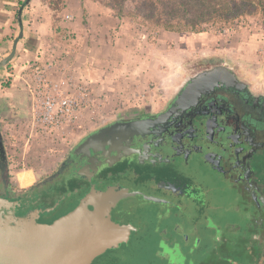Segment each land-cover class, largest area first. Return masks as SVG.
<instances>
[{
  "label": "flooded vegetation",
  "instance_id": "obj_1",
  "mask_svg": "<svg viewBox=\"0 0 264 264\" xmlns=\"http://www.w3.org/2000/svg\"><path fill=\"white\" fill-rule=\"evenodd\" d=\"M193 69L225 79L168 114L172 97L158 111L119 117L144 123L75 154L92 131L80 136L53 168L33 173L25 185L12 172L3 125L13 120V107L0 105V210L34 213L36 222L50 224L92 187L139 189L165 203L119 201L111 219L135 231L91 264H264V89L218 57Z\"/></svg>",
  "mask_w": 264,
  "mask_h": 264
},
{
  "label": "rangeland",
  "instance_id": "obj_2",
  "mask_svg": "<svg viewBox=\"0 0 264 264\" xmlns=\"http://www.w3.org/2000/svg\"><path fill=\"white\" fill-rule=\"evenodd\" d=\"M126 7L133 8L130 3ZM249 11L250 15L228 29L208 25L201 34L166 33L129 17L118 23H94L85 40L89 52L73 57L77 76L71 88L78 99L76 111L64 130L57 133L30 129L31 103L25 88L20 79L6 76L14 74L11 65L1 68L0 105L13 107V120L3 125L13 159L12 172L19 183L29 184L32 173L42 174L53 168L80 136L119 117L161 109L194 74L193 67L202 59L218 57L254 88L264 89L263 22L255 9ZM53 25H57L56 18ZM68 31L58 26L57 42L81 45V40L73 43L69 39L72 32ZM81 62L86 63V69ZM84 76L88 83L83 82Z\"/></svg>",
  "mask_w": 264,
  "mask_h": 264
},
{
  "label": "water",
  "instance_id": "obj_3",
  "mask_svg": "<svg viewBox=\"0 0 264 264\" xmlns=\"http://www.w3.org/2000/svg\"><path fill=\"white\" fill-rule=\"evenodd\" d=\"M29 1L26 0L25 5ZM22 8L17 14L19 32L10 53L0 60V69L13 59L17 44L23 37ZM229 78L235 79L233 75ZM223 79L225 76L215 72L191 74L173 94L166 114L197 100L204 88ZM143 123L142 120H115L103 125L79 142L75 154L131 135ZM138 197L147 202L165 203L139 189L110 185L104 190L92 187L73 210L50 224L36 222L34 213L15 217L11 212L0 210V264H91L106 250L126 243L129 233L135 231L130 224L113 221L110 211L119 201Z\"/></svg>",
  "mask_w": 264,
  "mask_h": 264
},
{
  "label": "crops",
  "instance_id": "obj_4",
  "mask_svg": "<svg viewBox=\"0 0 264 264\" xmlns=\"http://www.w3.org/2000/svg\"><path fill=\"white\" fill-rule=\"evenodd\" d=\"M25 1L0 0V60L10 53L13 40L19 32L17 14L21 7L20 3L24 2L21 11L23 37L17 44L13 59L8 63L14 69V74L6 73V76H11L14 80L20 79L28 96V86L32 82L27 75V64L44 66L47 63H54L53 67L59 64L64 69L62 73L60 72L61 76L63 78L68 76L75 81V67L77 66H75L76 61H73V57L78 58L80 54L89 52L85 40L93 24L121 21V18L111 8L94 0H64L63 8L56 13L44 0H30L26 5ZM53 16L57 19L55 26ZM66 16L69 18L66 19ZM58 26L67 28L68 33L72 32L69 39L73 43L81 40V45H66L57 42L60 34L56 32ZM70 58L72 62L69 61ZM81 64L86 69V63L81 62ZM84 81L88 83L85 76Z\"/></svg>",
  "mask_w": 264,
  "mask_h": 264
},
{
  "label": "trees",
  "instance_id": "obj_5",
  "mask_svg": "<svg viewBox=\"0 0 264 264\" xmlns=\"http://www.w3.org/2000/svg\"><path fill=\"white\" fill-rule=\"evenodd\" d=\"M54 12L63 8L64 0H44ZM111 8L119 18L129 17L141 25L149 24L166 33L201 34L207 26L228 29L250 9L262 18L264 0H94ZM130 3L133 8L128 9ZM24 2L20 3L22 6ZM55 16H53V20Z\"/></svg>",
  "mask_w": 264,
  "mask_h": 264
},
{
  "label": "built area",
  "instance_id": "obj_6",
  "mask_svg": "<svg viewBox=\"0 0 264 264\" xmlns=\"http://www.w3.org/2000/svg\"><path fill=\"white\" fill-rule=\"evenodd\" d=\"M27 65L32 82L28 86L30 129L43 134L63 131L77 108L78 99L71 88L73 79L61 76L64 69L59 64L54 67V63Z\"/></svg>",
  "mask_w": 264,
  "mask_h": 264
}]
</instances>
